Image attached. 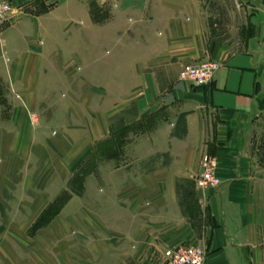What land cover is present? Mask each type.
<instances>
[{
	"label": "crops",
	"instance_id": "1",
	"mask_svg": "<svg viewBox=\"0 0 264 264\" xmlns=\"http://www.w3.org/2000/svg\"><path fill=\"white\" fill-rule=\"evenodd\" d=\"M6 1L0 81L18 98L0 143L46 150L25 113L47 110L70 160L55 191L12 181L16 230L89 158L34 239L7 247L9 264H160L162 249L203 241L202 264H264V0ZM203 59L218 63L206 84L178 79ZM204 153L215 189L192 179Z\"/></svg>",
	"mask_w": 264,
	"mask_h": 264
},
{
	"label": "rangeland",
	"instance_id": "2",
	"mask_svg": "<svg viewBox=\"0 0 264 264\" xmlns=\"http://www.w3.org/2000/svg\"><path fill=\"white\" fill-rule=\"evenodd\" d=\"M214 23H216L215 20H212L210 22L211 25ZM9 89L10 87L6 81H0V120L5 119L10 114L9 111L11 102L13 101V99L15 100L16 98H18L17 94H15L13 90L11 91ZM42 114L43 115L41 117L40 115H38V113L36 114L35 112L28 111L27 114L25 113V116L28 122L27 130L29 129L28 132L31 135L34 134V136L37 135L39 137L40 134L45 133L47 136H49L47 139V142L49 144L47 143V145H45L47 148L46 150L42 148L36 150L32 147H27L24 150H18L13 148L15 142L11 143L10 141V146L9 141L6 140L0 143V264H9V262L11 261L9 258V251L7 249L9 245L10 246L8 248H11V245L13 244H24V241L29 242L30 240L34 239L33 236L35 235L37 229L45 224L49 219V215L43 213L44 217H41L42 214L40 215L39 213L29 225H24V227L22 226L21 231L16 230V227L18 225H23L24 222L18 221L17 219L8 220V218L14 216L12 205L14 200L12 199V196L14 197L15 193H17L18 197V193L20 191L19 189L14 190L12 181L19 179V181L22 182L30 176L31 182H33L34 184L33 186L37 187V189L33 188L32 191H40L37 184L40 185V183L42 182L47 184L48 189L52 187L53 191H55L56 186H58L61 182L57 178L59 177V174L61 176V172H65L67 169H70V160L68 158L60 157V155L58 154V149L60 147L55 141L49 139L53 134V130L55 129V126L51 124L52 122H50L51 119H49V117L53 115L51 113L47 114V110ZM40 118H43V121H41ZM0 129L1 132L2 130L8 132V126H5L4 124L0 125ZM29 143H32V145L35 144V146H40V144L43 143V140L37 139L36 141H29ZM98 146H101L103 148V141L96 142L94 147L99 148ZM88 159L89 158L87 157V155L80 157L79 163L74 172L66 180L63 191H61L57 197H54L53 200L48 202V205L45 206L43 210H45L47 207H56L54 206L56 202L62 204V202L67 199V196L72 193V184L77 181L79 183L83 181L84 177L88 174ZM72 164H74V162ZM198 164L199 169L192 177L194 185L199 190L217 188L220 184V179L215 175L216 159L215 165L212 170V176L214 179L213 181L215 182L203 188L198 187L196 184V181L199 178L200 171L202 169L201 156L198 159ZM14 169H16V171ZM51 204L53 206H50ZM67 228L68 235H72L74 231L73 227L68 224ZM200 244H202V242ZM164 249L160 251V254Z\"/></svg>",
	"mask_w": 264,
	"mask_h": 264
},
{
	"label": "built area",
	"instance_id": "3",
	"mask_svg": "<svg viewBox=\"0 0 264 264\" xmlns=\"http://www.w3.org/2000/svg\"><path fill=\"white\" fill-rule=\"evenodd\" d=\"M11 13L8 1L0 0V25ZM218 67V63L211 60H194L183 64L178 72V79L192 85L206 84L212 72ZM202 169L196 181L198 187L211 185L213 181L212 170L215 159L206 153L201 155ZM206 254L205 245L178 244L164 249L160 254V264H202Z\"/></svg>",
	"mask_w": 264,
	"mask_h": 264
},
{
	"label": "trees",
	"instance_id": "4",
	"mask_svg": "<svg viewBox=\"0 0 264 264\" xmlns=\"http://www.w3.org/2000/svg\"><path fill=\"white\" fill-rule=\"evenodd\" d=\"M58 199V198H57ZM56 199V200H57ZM59 204L60 203H58V202H56L55 204H54V206H56V207H54V208H52V207H47L48 208V210H49V212H48V210H47V208L45 209V210H43L42 212H41V214H42V216L41 217H44L43 216V213L44 214H47V215H49V216H51V215H53L55 212H56V210H57V208L59 207ZM50 206H53L52 204L50 205ZM40 214V215H41Z\"/></svg>",
	"mask_w": 264,
	"mask_h": 264
}]
</instances>
